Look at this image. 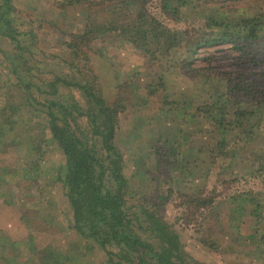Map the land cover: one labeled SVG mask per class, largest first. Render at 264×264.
Listing matches in <instances>:
<instances>
[{"label":"rangeland","instance_id":"1","mask_svg":"<svg viewBox=\"0 0 264 264\" xmlns=\"http://www.w3.org/2000/svg\"><path fill=\"white\" fill-rule=\"evenodd\" d=\"M62 1L13 0L16 25L24 33L19 35V42H13L0 33V95L2 100L23 107L26 114L25 136L28 137L26 144L16 142L14 145H6L9 142L5 136L1 137L5 143H0V264H26L36 258L38 250L46 247L67 255L64 256V264H77V254L86 251H79L84 240L71 227L72 212L58 177L63 155L47 131L49 118L46 113L38 112L29 105L27 93L18 86L8 57L16 62L22 78L32 84V93L39 101H46V95H42L39 89H48V83L57 76L93 87L95 93L109 102L117 98L119 86H126L123 92L127 97L126 109L118 115L115 143L125 158L128 213H135L142 204L150 208L156 204L159 214L179 233L188 254L202 264H264V216L259 225L251 215H231L233 202L228 199V195L235 191L257 192L264 189V177H250L255 167L252 156L264 149V107L254 116L259 122L255 128L256 140L248 144L250 147L238 158H219L214 165L210 163L211 156L219 154L212 151L215 140L211 135L215 134L199 132L186 140V151L193 147L194 151L189 152L197 155L202 150L197 156V171H207L210 167L211 174L195 181L185 178L180 190L195 193L207 184L204 188L207 193L217 183L215 193H218L214 215H202L200 211L190 215V207L183 204L184 199L175 190L166 200L159 197L168 186L172 185L175 189L178 182L170 184L157 178L159 173L155 169L156 158L151 143L160 136L174 133L181 136V127L190 131L212 129L206 122L197 123L199 119L189 120L196 106L215 102L217 95L224 90V82L215 78H190L179 70H167L158 60H150L143 51L119 38L116 33H108L86 47H71L70 33L77 32L78 27L85 23L89 10L81 3L62 8ZM210 3L212 5L204 0L196 1L192 10H185L187 18L191 21L195 16L197 20L206 12L213 11L216 4H222L223 9L230 10L233 16L264 11V0H210ZM170 25L174 24L170 22ZM210 53L218 59L210 63L201 61ZM229 53L227 45L215 46L210 51L202 49L194 67L218 65L227 69L229 62L225 55ZM182 55L183 49L178 53L173 51L171 58L178 59ZM158 75L163 77V87L157 89L155 96H149L146 86L160 83ZM58 87L62 95H73L82 106H86L82 89L64 84ZM211 96L213 98L208 99ZM79 120L83 126L89 127L86 118ZM7 138L13 140V134L10 132ZM30 140L33 145L35 141H42L38 154L32 150ZM37 155H41L42 159L35 165ZM221 172L225 173L224 183L216 182ZM199 175L202 176V173ZM234 177L238 180L227 182ZM241 177L243 179H239ZM175 179L178 180L176 175ZM106 183L112 186L109 179ZM184 183L189 189L184 188ZM160 203L163 204L159 206ZM131 216L135 219L134 214ZM141 220L144 222L143 217ZM207 223L212 227L208 237L216 242V249L200 241L201 226ZM138 229L143 238L157 243L152 233ZM255 232L257 235L252 236ZM108 249L118 251L116 246ZM114 259L119 262L117 257ZM85 261L86 264H113L107 252L97 247L87 253Z\"/></svg>","mask_w":264,"mask_h":264},{"label":"trees","instance_id":"2","mask_svg":"<svg viewBox=\"0 0 264 264\" xmlns=\"http://www.w3.org/2000/svg\"><path fill=\"white\" fill-rule=\"evenodd\" d=\"M196 1L200 0H64L60 6L66 8L74 3L88 6L89 14L85 23L78 27L77 32L70 33L73 41L71 47H86L108 33H116L119 38L143 51L150 60H158L167 70H179L190 78H215L224 82V90L217 95L215 102L196 106L189 120L192 122L199 119L197 123L206 122L212 129L190 131L181 127V136L178 133L160 136L151 143L156 158L155 169L159 173L157 178L170 184L178 182L175 189L170 185L159 197L166 200L176 191L184 199L183 204L190 207V215L199 211L202 215H214L218 201V193H215L217 183L207 193L204 189L207 184L195 193L180 190L185 178L195 181L211 174L210 167L207 171H197V156L202 150L197 155L189 152L194 151L193 147L186 151V140L199 132L215 134L211 135L215 140L212 151L219 154L211 156L212 165L219 158H238L250 147L248 144L256 140L255 128L259 122L254 116L264 107V11L233 16L230 10L223 9L222 4H216L214 6L217 9L206 12L197 20L194 16L190 21L185 10H192ZM204 2L212 5L210 0ZM15 11L13 0H0V33L13 42H19L18 37L24 32L16 25ZM170 22L174 25H170ZM219 45H227L230 51L225 55L229 62L227 69L218 65L194 67L202 49L210 51ZM181 49L184 55L172 59L173 51L178 53ZM215 56L210 53L201 61L210 63L218 59ZM7 60L17 76L18 86L27 93L29 105L48 116L47 131L62 151L63 165L58 177L72 212L71 227L78 232L81 240L86 241H81L83 246L79 247V251H86H80L82 259L77 254V264H84L87 253L96 247L105 250L113 264H122V261L139 264H202L188 254L179 233L159 214L156 204L151 208L145 204L140 205V209L132 213L135 219L128 213L125 158L115 143L119 128L118 115L126 109L127 97L123 93L126 86H119L117 98L109 102L95 93L93 87L72 83L65 77L57 76L48 83V89H39L42 95H46V101H39L32 93V84L19 74L16 62L9 57ZM158 79L160 83L146 86L149 96H155L157 89L163 87L162 75H158ZM59 84L82 89L86 106H82L73 95H62ZM2 98L0 95V143L4 142L1 137L5 136L9 142L6 145H14L16 142L26 144L28 137L25 136L26 114L23 107L12 105ZM211 98L213 96L208 99ZM83 117L87 120L88 128L79 120ZM10 132L13 140L7 138ZM29 144L35 154L42 149L41 140L35 141L34 145L30 140ZM252 157L255 167L250 177L263 178L264 149ZM41 159V155H37L35 165ZM224 175L219 173L216 182L224 183ZM107 179L111 187L107 185ZM237 180L238 177H234L227 179V182ZM184 185V188L189 189ZM228 199L233 202L231 215H251L260 225L264 216V189L257 192L235 191L228 195ZM7 202L10 203V200ZM207 210L209 213L205 214ZM138 228L152 233L157 243L143 238ZM200 231V241L216 249V242L208 237V231H212L211 225L207 223L201 226ZM256 235L257 232L252 234ZM113 246L118 251L108 249ZM64 256L67 255L46 247L38 250L36 258L26 264H64ZM114 257L119 262H115Z\"/></svg>","mask_w":264,"mask_h":264}]
</instances>
